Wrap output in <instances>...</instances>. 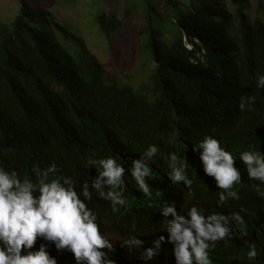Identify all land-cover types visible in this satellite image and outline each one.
Wrapping results in <instances>:
<instances>
[{"label": "trees", "instance_id": "obj_1", "mask_svg": "<svg viewBox=\"0 0 264 264\" xmlns=\"http://www.w3.org/2000/svg\"><path fill=\"white\" fill-rule=\"evenodd\" d=\"M141 1L145 30L136 38L145 61L142 70L149 73L137 86L112 76L86 40L50 10L22 5L12 21L0 22V166L35 180L34 169L55 164L58 170L49 178L63 182L69 177L78 192L87 183L92 199L86 203L101 233L109 242L117 238L112 250L100 249L105 264H162L158 258L176 264L174 246L170 254L154 250V260L144 258L146 237L164 236L171 244L166 224L172 217L163 215L164 205L186 218L191 206L205 216L229 217L228 237L210 245V264H264V183L249 177L240 158L244 151L264 156V88L257 84V76L264 74V19L250 18L244 0H229L233 13L224 0H161L165 14L159 1ZM133 9L131 3L125 18L116 10L99 12L96 25L110 39ZM169 16L175 32L165 26ZM205 136L216 138L234 156L241 176L233 186L237 197L228 196L205 173L203 149L197 146ZM150 145L158 151L148 158L144 153ZM172 155L177 166H184L190 187L172 181ZM107 157L125 167L123 185L116 189L125 204L116 205V211L92 188L100 178L92 161ZM138 159L151 169L145 177L150 196L131 176ZM101 187L105 193L112 190ZM233 213L244 218L247 235L231 219ZM133 238L141 244L124 243ZM41 244L57 264H76L67 246L57 250L54 241L37 238L34 249ZM253 244L257 256L249 260Z\"/></svg>", "mask_w": 264, "mask_h": 264}, {"label": "clouds", "instance_id": "obj_2", "mask_svg": "<svg viewBox=\"0 0 264 264\" xmlns=\"http://www.w3.org/2000/svg\"><path fill=\"white\" fill-rule=\"evenodd\" d=\"M257 77L258 87L264 88V74ZM197 146L203 149L201 159L205 173L214 176L218 187L225 190L228 196L237 197L233 186L241 181V176L233 166L234 156L212 136H205L198 141ZM157 151V146L150 145L144 155L151 158ZM240 158L247 165L249 177L264 183V156L255 151H244ZM175 161L176 156L172 155V181H183L190 187L192 181L184 174V166H177ZM92 163L100 169L99 177L106 178H98L92 188L97 190L99 196L110 200L113 211H116V205L125 204L121 192L116 190L123 185L125 167L113 157L93 160ZM57 170L55 164L43 170L36 168L33 170L36 179L33 180L27 177L21 179L16 171L9 172L0 166V264H57L56 258L46 251V245L41 244L38 249H34L37 238H42L44 243L54 241L57 250L67 246L74 254L76 264L81 261L86 264H105L102 257L106 253L100 249L112 250L113 245L101 233L97 215L86 203L92 199L88 184L85 183L78 192L69 177H63V182L58 176L49 178V174ZM151 174L144 159L133 161L131 176L139 189L148 196L152 193L145 177ZM102 184L110 186L112 190L105 193ZM35 192L39 195H34ZM219 198L222 202L226 199L223 193ZM161 210L165 217H172L166 224L171 244L164 241V236L152 239L146 237L144 240L149 241L142 245L147 248L144 258L151 259L155 255L154 250L170 254L174 246L176 264H210V245L214 246L217 241L228 237L229 217L216 213L205 216L196 206L188 208V218L178 215L174 206L164 205ZM231 219L238 223L240 232L247 235L244 218L239 213H233ZM153 239L156 240L155 249L151 244ZM124 243L140 245L141 241L133 238ZM247 255L249 260L256 258L257 248L254 244ZM157 262L165 263L160 258ZM106 264L114 262L107 260Z\"/></svg>", "mask_w": 264, "mask_h": 264}, {"label": "rangeland", "instance_id": "obj_3", "mask_svg": "<svg viewBox=\"0 0 264 264\" xmlns=\"http://www.w3.org/2000/svg\"><path fill=\"white\" fill-rule=\"evenodd\" d=\"M157 4L165 14L163 2ZM230 12L234 6L224 0ZM260 1L263 7L260 8ZM134 3L129 19L120 32L112 38L105 37L96 25L99 12L109 13L116 10L119 18H125L128 6ZM34 9H47L53 12L56 20L66 25L75 34L81 35L92 52L99 58L108 72L122 83L140 85L148 76L149 70L143 69L145 64L140 42L136 38L140 29L145 30V21L140 13L144 8L141 0H0V22H10L19 13L21 6ZM246 12L250 18L264 19V0H244ZM173 16L167 17L165 26L175 32ZM172 38V33L169 35ZM113 244L116 238H110Z\"/></svg>", "mask_w": 264, "mask_h": 264}]
</instances>
